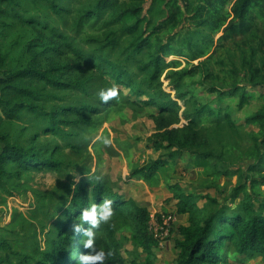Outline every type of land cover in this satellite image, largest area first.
I'll list each match as a JSON object with an SVG mask.
<instances>
[{"label": "trees", "instance_id": "obj_1", "mask_svg": "<svg viewBox=\"0 0 264 264\" xmlns=\"http://www.w3.org/2000/svg\"><path fill=\"white\" fill-rule=\"evenodd\" d=\"M23 3L39 4L43 12L30 15ZM166 6L169 13L154 21ZM0 14L11 20L6 30L17 23L28 30L19 40L0 39V112L6 119L31 117L36 123L42 122L44 133L71 141V136L79 133L68 135L64 126L73 131L81 125H97L120 97L137 107L152 109L150 116L156 128L152 142L157 148L181 144L190 148L201 143L197 128L204 120L231 123L232 118L227 109L215 110L198 102L187 81L205 72L203 79L211 76L207 62L215 52L213 36L220 33L217 41L223 44L249 32L254 19L264 21V0H0ZM185 19L193 26L168 32L171 25L176 27ZM165 32L168 36L161 37ZM15 46L19 47L22 63L3 70ZM171 55L175 58L169 59ZM205 55V59L191 63ZM181 57L185 58L182 67ZM257 70L253 69L252 77ZM262 71L264 78V66ZM162 74L174 97L163 87ZM200 84L220 98L237 94L239 105L251 96L237 83L225 90H219L213 78ZM250 84L264 96V80L252 78ZM123 88L128 89L127 95ZM101 89H114L116 95L104 102L99 96ZM178 100L183 101L181 114ZM248 120L258 122L263 132L256 143L257 156L248 165L249 172L260 171L264 166V112L250 115ZM195 153L204 159L213 156L206 150L197 149ZM163 164L164 160L158 158L133 168L131 174L148 179ZM47 168L60 170L61 161L10 143L0 133V185L23 170ZM261 178L253 177L251 184L260 183ZM83 181L84 177L77 182L63 219L50 231L44 249H36L38 256L18 253L0 237V264H77L80 254L92 252L83 245V231L90 225L85 223L80 232L68 231L80 223L83 208L103 200L113 202V216L92 230L96 232L97 250L107 253L105 264H126L115 243L116 232L123 226L133 230V240L148 255L146 264H152L149 258L159 239L148 227L147 209L123 197L102 176ZM245 191L241 206L216 202L217 206L206 214L192 195L173 189L178 197L176 214L187 213L188 221L177 227V264H243L255 256L264 260V201ZM230 252L234 253L231 260ZM15 257L17 263L13 262Z\"/></svg>", "mask_w": 264, "mask_h": 264}, {"label": "rangeland", "instance_id": "obj_2", "mask_svg": "<svg viewBox=\"0 0 264 264\" xmlns=\"http://www.w3.org/2000/svg\"><path fill=\"white\" fill-rule=\"evenodd\" d=\"M23 7L29 9L30 15L38 16L43 12V7L39 4L23 3ZM167 13L168 6L154 16V21ZM10 22L8 16L0 14L1 40L5 42L6 38L12 37L19 40L27 35L28 30L23 28L22 23L6 30ZM251 23L249 32L230 38L223 44L217 41L220 33L213 36L215 52L207 62V70L212 71L211 76L203 79L205 72L187 81L198 102L215 110L227 109L232 118L231 123L224 120L218 123L204 120L197 128V137L202 144H194L190 148L182 144L171 148H157L152 142V135L156 132L155 123L150 116L152 109L137 107L120 97L99 118L101 121L98 120L97 125H81L73 131L64 126L68 135L79 133L74 138L71 136V141L64 139L65 137L44 133L41 130L42 122L36 123L31 117L8 120L0 112V133L10 143L31 147L43 157L52 155L61 161L60 170H23L19 176L10 177L0 185V237L9 241L18 253L38 256L36 249H44L45 239L50 231L60 225L59 221L63 219L77 182L83 177V182H86L102 176L123 197L131 198L147 209L148 227L157 233L159 239L157 247L152 248L149 261L152 264H177L180 254L177 227L188 224V221L187 213L182 216L176 214L178 197L173 195V189L192 195L193 200L205 209L206 214L217 206L216 202L241 206L245 200V189L253 197L264 201V166L260 171L248 170V165L257 156L256 143L263 136L259 123L248 120V117L264 112V96L258 88L250 84L252 78L264 80V21L254 19ZM192 26L193 23L185 19L176 27L171 25L168 32L172 28L177 31ZM168 32L160 36L166 38ZM206 57L207 55L194 59L191 63H197ZM173 58L175 55L169 56V59ZM180 59L182 67L185 58ZM20 63V50L15 46L6 57L2 69L16 67L14 65ZM253 69H258L255 77H252ZM210 78H213L219 90H225L237 83L243 85L251 96L241 105L238 104L237 94L220 98L216 92H210L206 86L200 84L202 80ZM160 79L163 87L169 91L164 74ZM170 92L174 97V91ZM128 93V89L123 88V94ZM178 102L182 106L179 112L181 114L183 101ZM197 149L211 152L213 156L204 159L201 155H196ZM261 150L264 152V145ZM158 158H162L165 164L151 178L132 176L133 168ZM253 177L263 178L260 183L251 184ZM169 215L168 224L161 227L164 225L162 220ZM70 231H75L74 226L68 232ZM132 233L129 226L117 230L115 243L118 250L126 264H131L132 261L135 264H146L148 255L133 240ZM233 254L230 252L229 260L233 258ZM13 262L17 263L16 257ZM243 264H264V260L255 256L245 259Z\"/></svg>", "mask_w": 264, "mask_h": 264}, {"label": "clouds", "instance_id": "obj_3", "mask_svg": "<svg viewBox=\"0 0 264 264\" xmlns=\"http://www.w3.org/2000/svg\"><path fill=\"white\" fill-rule=\"evenodd\" d=\"M114 89H101L99 92L100 99L107 102L111 97L115 96ZM113 202L110 200H103L102 203H93L88 207L83 208L79 216L80 223L74 224V230L80 232L85 223L90 227L84 229L83 245L85 248L92 249L88 254H80L78 256L77 264H105L107 253L103 249L97 250L96 247V232L93 228H99L101 224L108 223L113 216Z\"/></svg>", "mask_w": 264, "mask_h": 264}, {"label": "built area", "instance_id": "obj_4", "mask_svg": "<svg viewBox=\"0 0 264 264\" xmlns=\"http://www.w3.org/2000/svg\"><path fill=\"white\" fill-rule=\"evenodd\" d=\"M170 220V215L165 217L162 222L164 223V225H162L161 227H165L166 224H168V221ZM157 230V229H156ZM155 230V231H156ZM166 230V229H165ZM155 236H157V233L155 232Z\"/></svg>", "mask_w": 264, "mask_h": 264}, {"label": "water", "instance_id": "obj_5", "mask_svg": "<svg viewBox=\"0 0 264 264\" xmlns=\"http://www.w3.org/2000/svg\"><path fill=\"white\" fill-rule=\"evenodd\" d=\"M178 216H182L181 214H179Z\"/></svg>", "mask_w": 264, "mask_h": 264}]
</instances>
